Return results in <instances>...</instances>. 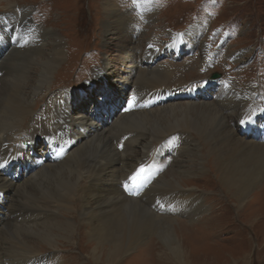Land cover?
Returning a JSON list of instances; mask_svg holds the SVG:
<instances>
[{"label": "bare ground", "instance_id": "bare-ground-1", "mask_svg": "<svg viewBox=\"0 0 264 264\" xmlns=\"http://www.w3.org/2000/svg\"><path fill=\"white\" fill-rule=\"evenodd\" d=\"M137 2L141 13L149 15L152 1ZM109 4L106 11L110 27L105 31L112 34L116 30L119 36H114L115 40L123 41V46L125 42L131 44L122 47L121 53L123 59L133 60L132 70L128 75L121 72L111 84L100 78L104 67L96 70L94 84L101 86L105 98L97 101L90 112L77 106L76 92H50L41 113L48 135L42 143L34 132L41 128L32 119L37 113L34 106L45 90L52 89L54 74L65 58L64 43L56 32H47L42 27L43 36H29L36 42L34 48L16 54L7 36H0V164H3L0 167V264H63L58 255L64 249L61 246L66 241L72 242L73 234L79 233V225L73 218L75 193L83 201L79 205L84 209L80 218L86 225L87 222L92 225L93 233L88 237L94 245L89 258L95 264L119 263L138 243L143 244L145 238L149 240L153 236L161 242L159 249L164 264L169 260L172 264H195L188 251L190 239L186 236L183 239L170 223L180 214L199 217L207 212L208 206L202 195H192L191 190L181 186V181L165 176L168 168L171 171L175 167V163L171 165L173 157L177 160L190 147L201 146L193 135L212 146L209 155L214 157L219 182L241 210L253 192L264 189V119L243 121L242 125L250 123V129L241 137L227 131V117L221 110L237 114L248 103L237 109L234 100L229 101L230 94L222 93L217 104L221 101L223 105L216 110L215 106L206 104L208 95L203 86L187 93H172L167 86L174 71L156 60L162 52L154 45L149 46L150 41L145 44L147 50L134 46L136 39L141 38L133 36L137 22L134 23L130 12H123L112 2ZM20 10L22 14L9 16L15 25L17 18L29 22V10ZM196 34L197 27L189 28L182 35L188 38L172 37L169 45L183 51L190 44L192 49L199 42ZM208 56L204 64L209 61ZM108 75H111L109 70L107 80ZM86 89L92 90V85L88 84ZM232 89L250 100L257 91L238 84ZM136 93L145 98L133 99ZM161 93L163 98L156 96ZM29 119L37 125L33 131L25 127ZM43 143L46 151L39 152L38 147ZM26 144H30V150H25ZM53 144L65 147L60 149ZM23 154L25 161H12ZM141 166L156 167L159 174L151 186L140 184L141 196L131 197L124 183ZM192 169L196 173L205 171L200 161ZM144 177L152 176L150 173ZM135 185L128 189L134 190ZM177 203L181 206L180 214L174 213ZM34 238L48 246L52 251L50 257L32 246ZM206 255L199 254L204 258ZM204 264L213 261L206 260ZM229 264L237 262L232 259Z\"/></svg>", "mask_w": 264, "mask_h": 264}, {"label": "rangeland", "instance_id": "rangeland-1", "mask_svg": "<svg viewBox=\"0 0 264 264\" xmlns=\"http://www.w3.org/2000/svg\"><path fill=\"white\" fill-rule=\"evenodd\" d=\"M151 1V12L144 15L136 6V3H139L137 0H0V36H7L12 43L11 49H15L16 54L34 48L36 42L29 36H43L42 27L47 32L48 30L56 32L61 38L60 41L64 43L65 58L54 74L52 89L45 90L41 97L37 98L34 106L37 113L32 119L41 126L34 132L38 133L40 143L43 138H48L44 131L45 126L42 125L44 120L41 113L45 98L47 99L50 92H76L79 96L76 100L77 106L90 112L105 98L101 93V86L94 84L96 70L104 67L100 78H104L108 84L117 81L121 72L128 75L132 70L133 60L127 57L123 59L121 53L122 47H130L131 44L125 42L123 46V41L115 40L114 36H119L116 30H112V34L105 31L110 27L109 12L106 11L110 7V2L123 12H130L134 23L137 22L136 35L133 36L141 38L136 39L134 46L138 45L139 47H136L139 49L144 47L146 50L145 44L150 41L161 48V51L166 52L167 56L160 61L174 71L167 86L170 90L187 91L211 84L213 87L207 94L206 104L215 106L216 110H220L223 105L221 101L217 104L222 93L230 94L229 101L234 100L233 105H236L237 109L243 103H248L237 114L221 110L224 117H227V131L238 133L241 137L244 136L245 129L242 121L249 122L256 117L260 121L264 119V0ZM20 9L29 10V22L17 18L15 25L9 16L12 13L22 14ZM192 27H197L196 37L199 41L194 48L190 49V44H187L182 51L169 45L173 41L172 37L188 38L182 35ZM104 36L109 37L106 39ZM127 39L131 41L130 37ZM177 50L178 55L175 54ZM181 51L182 54L179 53ZM207 54L209 61L204 64ZM108 70L111 74L108 75L109 80L106 76ZM215 73L220 74V78L212 80L211 76ZM88 84L92 85L90 91L86 89ZM235 84L242 88L254 87L257 91L252 100L233 92ZM227 88L230 90L227 91ZM242 114L243 119L240 118ZM30 119L25 127L33 131L37 125L30 122ZM193 136L200 140L201 146L187 149L180 158L178 157L180 162L178 158L176 160L173 157L171 165L175 163V167L171 171L168 168L165 176L171 180L176 178L181 181V186L185 190H191L192 195H202L208 209L204 214L201 213V216L190 218L189 215L179 213L181 206L177 203L174 213L180 215H177L170 224L173 225L175 232L184 236L183 239L185 236L190 239L191 248L188 251L191 252L190 257H193L190 259L195 264H204L206 260H212L213 264H229L232 259L237 264H264V189L253 192L241 210L232 195H229L219 182L214 157L209 155L212 146L206 145L204 139L197 138V135ZM29 145L26 144V148L30 149ZM39 150H46L44 143ZM121 150L122 147L119 151ZM15 160L25 161V154ZM197 161L202 163L205 171L199 170L197 173L193 171L192 168L196 166ZM145 169V172L152 170ZM183 170L187 172L185 175ZM189 171H193V174H189ZM127 180L136 184L141 181V177L136 181H132L131 178ZM150 181L148 186L156 179ZM83 186L81 187L85 188ZM141 194L142 192H139L138 196ZM74 196L76 212L74 217H70L79 225V233L73 234L72 242H64L61 246L64 249L60 250L58 255L63 264H95L89 258L94 245L88 237L89 233H93L92 225L88 222L86 225L84 219L80 218V212L84 209H80L79 205L83 204V201L79 199L78 194L75 193ZM70 217L67 219H71ZM31 244L50 257L51 250L44 246L41 240L34 238ZM160 244L156 236L149 240L145 238L143 244L138 243L115 264H164ZM203 253L207 254L205 258L199 256ZM170 263L172 264L170 260L169 263L166 262Z\"/></svg>", "mask_w": 264, "mask_h": 264}, {"label": "snow or ice", "instance_id": "snow-or-ice-1", "mask_svg": "<svg viewBox=\"0 0 264 264\" xmlns=\"http://www.w3.org/2000/svg\"><path fill=\"white\" fill-rule=\"evenodd\" d=\"M133 99H135V98H133ZM243 122V121H242ZM121 147H123L122 145H121ZM3 166V164H0V167H2ZM146 171V169H145V167L144 166H141L140 168H139V170L135 173V175H133L132 177H131V180L132 181H136L138 178H140L141 176H142V174L144 173Z\"/></svg>", "mask_w": 264, "mask_h": 264}, {"label": "water", "instance_id": "water-1", "mask_svg": "<svg viewBox=\"0 0 264 264\" xmlns=\"http://www.w3.org/2000/svg\"><path fill=\"white\" fill-rule=\"evenodd\" d=\"M220 76L218 74L213 75L212 79H218Z\"/></svg>", "mask_w": 264, "mask_h": 264}]
</instances>
